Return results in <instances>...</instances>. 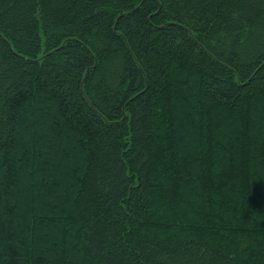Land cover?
<instances>
[{"label": "trees", "instance_id": "trees-1", "mask_svg": "<svg viewBox=\"0 0 264 264\" xmlns=\"http://www.w3.org/2000/svg\"><path fill=\"white\" fill-rule=\"evenodd\" d=\"M0 264H264V0H0Z\"/></svg>", "mask_w": 264, "mask_h": 264}, {"label": "rangeland", "instance_id": "rangeland-1", "mask_svg": "<svg viewBox=\"0 0 264 264\" xmlns=\"http://www.w3.org/2000/svg\"><path fill=\"white\" fill-rule=\"evenodd\" d=\"M187 123H188V125H187V123H185L184 122V124L183 123H181L180 124V126L184 129V130H190V131H192L193 129H194V126L192 125V123L191 122H188V121H186ZM228 124H233V122L232 121H229L228 122ZM192 132H194V130L192 131ZM179 138L181 139V138H183V139H187L186 138V136H183V137H181V136H179Z\"/></svg>", "mask_w": 264, "mask_h": 264}]
</instances>
